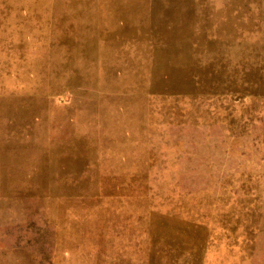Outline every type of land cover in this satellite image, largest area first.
<instances>
[{"label":"rangeland","instance_id":"rangeland-1","mask_svg":"<svg viewBox=\"0 0 264 264\" xmlns=\"http://www.w3.org/2000/svg\"><path fill=\"white\" fill-rule=\"evenodd\" d=\"M0 264H264V0H0Z\"/></svg>","mask_w":264,"mask_h":264},{"label":"bare ground","instance_id":"bare-ground-1","mask_svg":"<svg viewBox=\"0 0 264 264\" xmlns=\"http://www.w3.org/2000/svg\"><path fill=\"white\" fill-rule=\"evenodd\" d=\"M123 101V100H122ZM136 102V101H135ZM118 104H120V103H118ZM134 104V103H133ZM137 104V103H136ZM124 109V108H123ZM111 110V109H110ZM115 110V109H114ZM125 110V109H124ZM112 111V110H111ZM129 111V110H128ZM117 112H119V111H117ZM116 112V113H117ZM125 112V111H124ZM136 112H137V110H136ZM127 113V112H126ZM123 114V113H122ZM128 114V113H127ZM112 115H113V113H112ZM124 115V114H123ZM114 116V115H113ZM116 117V116H115ZM121 117V116H120ZM127 117H129V116H127ZM137 117V116H136ZM123 118H125V117H123ZM121 120V119H120ZM124 121V120H123ZM138 121V120H137ZM126 122V121H125ZM125 132V131H124Z\"/></svg>","mask_w":264,"mask_h":264}]
</instances>
